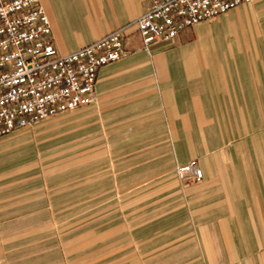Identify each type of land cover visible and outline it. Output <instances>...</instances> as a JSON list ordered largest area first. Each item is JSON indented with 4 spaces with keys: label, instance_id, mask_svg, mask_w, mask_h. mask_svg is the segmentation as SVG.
Segmentation results:
<instances>
[{
    "label": "crops",
    "instance_id": "1",
    "mask_svg": "<svg viewBox=\"0 0 264 264\" xmlns=\"http://www.w3.org/2000/svg\"><path fill=\"white\" fill-rule=\"evenodd\" d=\"M41 4L60 54L131 25L126 55L99 70L97 101L75 112L77 125L103 132L119 162L161 164L152 177L169 178L177 164L196 160L203 182L186 195L199 208L203 240L218 242L230 226L231 264H264V0L149 51L133 25L145 0Z\"/></svg>",
    "mask_w": 264,
    "mask_h": 264
},
{
    "label": "rangeland",
    "instance_id": "2",
    "mask_svg": "<svg viewBox=\"0 0 264 264\" xmlns=\"http://www.w3.org/2000/svg\"><path fill=\"white\" fill-rule=\"evenodd\" d=\"M80 108L0 137V264H231V227L206 243L186 195L203 179L177 172L197 161L152 177L161 164L119 162Z\"/></svg>",
    "mask_w": 264,
    "mask_h": 264
},
{
    "label": "built area",
    "instance_id": "3",
    "mask_svg": "<svg viewBox=\"0 0 264 264\" xmlns=\"http://www.w3.org/2000/svg\"><path fill=\"white\" fill-rule=\"evenodd\" d=\"M134 26L149 51L157 42L255 0H145ZM122 27L78 50L60 54L41 0H0V137L97 101L99 70L126 55ZM181 177L203 172L194 162Z\"/></svg>",
    "mask_w": 264,
    "mask_h": 264
}]
</instances>
